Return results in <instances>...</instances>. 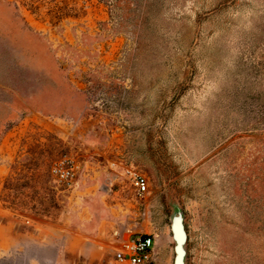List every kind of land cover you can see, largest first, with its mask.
Segmentation results:
<instances>
[{
  "label": "rangeland",
  "instance_id": "374dc122",
  "mask_svg": "<svg viewBox=\"0 0 264 264\" xmlns=\"http://www.w3.org/2000/svg\"><path fill=\"white\" fill-rule=\"evenodd\" d=\"M174 218L264 264V0H0V264H173Z\"/></svg>",
  "mask_w": 264,
  "mask_h": 264
},
{
  "label": "built area",
  "instance_id": "2783aa9c",
  "mask_svg": "<svg viewBox=\"0 0 264 264\" xmlns=\"http://www.w3.org/2000/svg\"><path fill=\"white\" fill-rule=\"evenodd\" d=\"M72 169L73 166L60 165L53 169V173L59 182H69L74 175ZM133 184L137 195L143 196L148 192L149 181L146 176L133 174ZM155 249L156 239L152 235L128 238L111 264H152L155 259Z\"/></svg>",
  "mask_w": 264,
  "mask_h": 264
},
{
  "label": "water",
  "instance_id": "95a60500",
  "mask_svg": "<svg viewBox=\"0 0 264 264\" xmlns=\"http://www.w3.org/2000/svg\"><path fill=\"white\" fill-rule=\"evenodd\" d=\"M171 231L175 245L174 264H185L186 250L184 245L187 240V234L181 218L173 219Z\"/></svg>",
  "mask_w": 264,
  "mask_h": 264
},
{
  "label": "bare ground",
  "instance_id": "6f19581e",
  "mask_svg": "<svg viewBox=\"0 0 264 264\" xmlns=\"http://www.w3.org/2000/svg\"><path fill=\"white\" fill-rule=\"evenodd\" d=\"M173 264H174V261H173Z\"/></svg>",
  "mask_w": 264,
  "mask_h": 264
}]
</instances>
